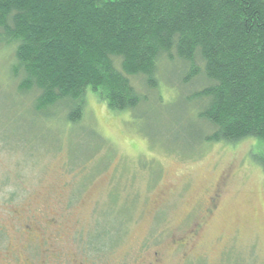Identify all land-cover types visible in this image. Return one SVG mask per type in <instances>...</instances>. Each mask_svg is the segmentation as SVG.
I'll return each instance as SVG.
<instances>
[{"label": "rangeland", "instance_id": "374dc122", "mask_svg": "<svg viewBox=\"0 0 264 264\" xmlns=\"http://www.w3.org/2000/svg\"><path fill=\"white\" fill-rule=\"evenodd\" d=\"M8 53L0 45V264H264L260 145L204 140L188 100L203 77L181 85L185 67L160 63L156 89L133 78L148 92L136 110L88 91L72 123L66 106L38 112L18 93Z\"/></svg>", "mask_w": 264, "mask_h": 264}, {"label": "trees", "instance_id": "16d2710c", "mask_svg": "<svg viewBox=\"0 0 264 264\" xmlns=\"http://www.w3.org/2000/svg\"><path fill=\"white\" fill-rule=\"evenodd\" d=\"M0 45L18 93L38 112L66 106L72 123L88 91L132 112L148 93L133 78L151 91L160 63H180L181 85L206 82L188 98L204 140H257L264 172V0H0Z\"/></svg>", "mask_w": 264, "mask_h": 264}, {"label": "flooded vegetation", "instance_id": "af4514ba", "mask_svg": "<svg viewBox=\"0 0 264 264\" xmlns=\"http://www.w3.org/2000/svg\"><path fill=\"white\" fill-rule=\"evenodd\" d=\"M26 230H29L30 232H31V226L30 225H28L27 227H26ZM196 230L195 231H193V235H195L196 234ZM32 233V232H31ZM34 242L36 241V240H33ZM87 241L89 242V244H91V246L93 247V248H99V249H101L102 247H101V245H99L96 241H94V240H92L91 238L90 239H87ZM107 248V247H106ZM109 248H111V247H109ZM83 258H85V257H83ZM158 259H154V262L155 261H157ZM153 261V260H152ZM160 261V260H159ZM77 264H95V262L93 261V260H91V259H88V258H85L84 260H81L80 262L79 261H77ZM149 264H151V263H149Z\"/></svg>", "mask_w": 264, "mask_h": 264}]
</instances>
